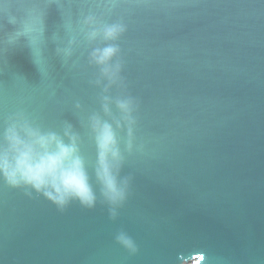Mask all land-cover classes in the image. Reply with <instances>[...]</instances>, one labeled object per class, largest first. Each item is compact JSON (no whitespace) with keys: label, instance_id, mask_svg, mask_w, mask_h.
<instances>
[{"label":"water","instance_id":"obj_1","mask_svg":"<svg viewBox=\"0 0 264 264\" xmlns=\"http://www.w3.org/2000/svg\"><path fill=\"white\" fill-rule=\"evenodd\" d=\"M89 16L125 26L106 93L134 102L117 204L96 176ZM13 121L70 123L96 198L59 206L0 177V264H264V0H0V134Z\"/></svg>","mask_w":264,"mask_h":264},{"label":"clouds","instance_id":"obj_2","mask_svg":"<svg viewBox=\"0 0 264 264\" xmlns=\"http://www.w3.org/2000/svg\"><path fill=\"white\" fill-rule=\"evenodd\" d=\"M84 23L88 29L85 33L88 41L105 42L103 46L93 48L89 55V62L99 69V76L93 83L102 90L101 113L103 117L112 116L114 106L119 114L111 122L99 114L90 117L98 150L97 180L106 199L117 204L125 198L126 181L118 179L122 157L116 130L126 127L129 137L132 136L134 102L130 97L113 99L106 93L121 80V64L115 60L120 49L114 42L123 34L125 26L122 23L97 25L91 16ZM64 55L71 56V48L66 49ZM75 107L79 109L81 106L77 102ZM77 140L70 123L61 136L56 132L42 133L27 121H13L0 134V177L10 186L30 187L59 206L70 200H79L91 207L95 203L96 193L79 155ZM117 241L135 250L133 242L124 233L117 236Z\"/></svg>","mask_w":264,"mask_h":264}]
</instances>
